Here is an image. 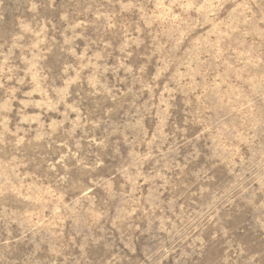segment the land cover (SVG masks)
<instances>
[{
	"label": "rangeland",
	"instance_id": "374dc122",
	"mask_svg": "<svg viewBox=\"0 0 264 264\" xmlns=\"http://www.w3.org/2000/svg\"><path fill=\"white\" fill-rule=\"evenodd\" d=\"M0 264H264V0H0Z\"/></svg>",
	"mask_w": 264,
	"mask_h": 264
}]
</instances>
